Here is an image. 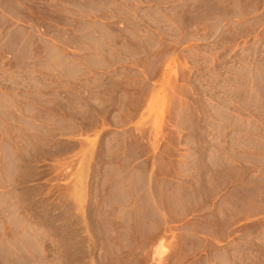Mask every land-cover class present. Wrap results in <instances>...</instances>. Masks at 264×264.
I'll list each match as a JSON object with an SVG mask.
<instances>
[{"label": "rangeland", "instance_id": "rangeland-1", "mask_svg": "<svg viewBox=\"0 0 264 264\" xmlns=\"http://www.w3.org/2000/svg\"><path fill=\"white\" fill-rule=\"evenodd\" d=\"M0 264H264V0H0Z\"/></svg>", "mask_w": 264, "mask_h": 264}, {"label": "crops", "instance_id": "crops-1", "mask_svg": "<svg viewBox=\"0 0 264 264\" xmlns=\"http://www.w3.org/2000/svg\"><path fill=\"white\" fill-rule=\"evenodd\" d=\"M105 65L107 66V62L105 63ZM69 66V65H68ZM70 67V66H69ZM59 76H61L62 78L58 77L57 79V83L59 84L60 81L63 84H73L76 82H87L89 85V88L95 86L99 88H103V90L105 92H107V106H108V98H109V94L112 91V85L109 84V80L107 79V69H105L104 73L102 74V77L99 76L97 78V74L96 72L93 73V75H91V73H86L85 71H79L76 69H73L72 67L68 68V69H63L62 73H58ZM57 74V75H58ZM102 86V87H101ZM121 90H119L118 92H120ZM121 106V104H119V107ZM143 106V105H141ZM115 114V113H114ZM143 117V111L140 110V112L137 114L136 118L134 121H132V123H128L125 126H129V124L131 125H135V133L138 132V125L140 123V120ZM181 139V138H179ZM134 140L135 142L139 145L142 146L144 145V138L141 137L139 134H135L134 136ZM125 142L127 143V146L129 145V142L125 140ZM130 143H131V139H130ZM139 160H138V165L142 166L144 164V160L146 158V153L143 151H139ZM140 169V168H139Z\"/></svg>", "mask_w": 264, "mask_h": 264}]
</instances>
